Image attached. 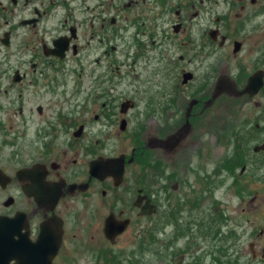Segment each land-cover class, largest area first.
Wrapping results in <instances>:
<instances>
[{
    "label": "flooded vegetation",
    "instance_id": "obj_1",
    "mask_svg": "<svg viewBox=\"0 0 264 264\" xmlns=\"http://www.w3.org/2000/svg\"><path fill=\"white\" fill-rule=\"evenodd\" d=\"M161 43L164 49L158 54L163 62L155 60L149 67L154 47ZM213 57L218 60L210 62ZM229 58L235 72L224 73L221 68ZM206 59L210 61L204 86L200 70ZM158 62L162 78L155 82ZM140 64L143 70L150 69L140 83L147 93L145 104L151 113L165 116L159 125L162 119L152 116L139 126L133 123L137 114L118 117L129 101L137 111L139 101L125 99L123 104L117 85L127 77L125 69L131 68L130 75L134 72L140 80ZM258 72L262 84L254 96L264 100V0H0V218L18 217L11 242L18 246L35 242L45 224L53 226L55 240L59 221V245L51 264L60 256L72 264V254L63 255L64 248L72 251L75 228L81 224L80 215L70 211L72 202H78L89 218L76 238L84 240L80 245L89 244L87 234L95 242L100 225L102 235L109 214L129 219V225L125 208L148 218L154 193L151 166L164 167L166 161L197 146L198 135L189 140L188 134L190 127H204L191 120L203 109L218 99L252 98L233 93ZM80 93L83 112L76 118L68 107ZM180 99L188 101L182 116L176 108ZM35 100L44 106H32ZM90 104L98 106L90 119L97 125L98 138L92 141L86 113ZM263 117L264 110L258 120ZM149 125L155 128L156 140L144 130ZM135 127L141 133H134ZM116 128L125 136L133 135L134 146L128 155L118 153L115 146L109 148L117 154L102 155L108 139L121 144L112 137ZM119 155L123 176L118 183L110 176L100 178V173L90 177V161ZM93 196H100L101 203L86 207ZM99 206L106 210L103 220L94 215ZM44 238L46 246L42 242L41 247L47 248L51 235Z\"/></svg>",
    "mask_w": 264,
    "mask_h": 264
},
{
    "label": "rangeland",
    "instance_id": "obj_2",
    "mask_svg": "<svg viewBox=\"0 0 264 264\" xmlns=\"http://www.w3.org/2000/svg\"><path fill=\"white\" fill-rule=\"evenodd\" d=\"M125 1L123 0V2ZM75 16L80 18L82 14L77 13ZM154 48V54L151 56L153 60L148 65L149 67L155 60L163 62L158 50L164 49V46L161 43L159 46L155 45ZM117 49H121V46L116 45ZM215 52L213 54L220 55V51ZM163 56L166 59L169 57L168 55ZM229 59L230 62L227 60L221 68L224 73L226 70L235 72L232 60ZM213 60L217 61L218 58L213 57L211 61L210 59L202 61L200 76L203 80L201 84L204 86L207 85L206 76H208L205 66ZM159 62L154 67L155 82L162 78ZM142 68L143 66L140 64V80L135 78L134 72L130 75L131 68L130 70L125 69L127 77L122 78L117 85V88L121 86V90L119 89L117 92L121 93L123 104L125 99L135 98L139 101L137 111L131 107V101H126L128 104L124 111L118 114V117L128 118L137 114L133 123L138 126L144 122L146 116H152V119L155 120L165 117L163 114L161 115V112L157 113L155 110L154 113H151L149 105L147 107L145 104L147 93L142 88L144 84L140 83H143V80L150 75V69L143 70ZM251 97L241 96L235 101L225 98L218 99L217 103L212 107L211 104L209 108L204 105L203 108L206 109H203L202 115L191 119L195 125L203 123L204 127H190L191 132L190 135L188 134L189 140L195 134L198 135L197 146L190 151L181 152L169 162L166 161L167 164L164 167L162 165L151 166L150 180L154 193L153 207L148 210L156 211L157 214L151 220L141 216L139 219L134 215V211L124 209L125 217L130 218L132 224L129 231L118 238L111 247L112 253L119 260L116 261V264L264 263L261 260L262 256L264 257V150H252L259 147L264 141V117L261 121L258 120L261 111L264 110V100L260 96ZM73 99L69 100L71 106L68 109L73 111L72 114H75L76 118H80L83 112L81 108L82 94H74ZM186 99L176 101L179 115L182 114V109L188 105ZM257 102L258 105L260 103V107L255 106ZM36 104L44 106L40 100H35L32 106ZM88 106L90 108L86 113H89L87 115L91 125L90 119L94 113H97L98 106L93 104ZM179 115L170 117L171 121L178 120ZM158 121L159 125L163 119ZM79 122V119L74 121L75 124ZM151 122L149 121L150 124ZM181 122H183L182 119L178 123ZM131 123L129 121L130 125ZM96 127L97 125L92 124L88 128L90 141L98 138L94 132ZM135 128L137 131L134 133H141L139 132L140 127ZM144 130L156 140L155 128L149 125ZM152 130L153 132H151ZM143 133L145 134V132ZM112 135V137H117L121 144L112 142V138L108 139L105 142L107 148L103 150L102 155L109 156L117 154V152H126L128 155L130 148L134 146L133 135L125 136L124 131H119L117 128ZM235 137L241 142L246 139L247 143L245 142L244 146L239 147V151L244 153L246 158L243 155L242 158L233 157ZM109 146H115L118 151L112 153ZM158 152L155 151V154L157 155ZM241 164L243 167H240ZM240 181L246 183L245 188L239 187ZM207 195H211L212 200L209 196L206 197ZM101 199L100 196L98 198L91 197L86 207L100 204ZM196 202L200 203L198 207H195ZM183 203H189L188 208H184ZM69 207L70 211L80 215L81 224H77L79 228H77L78 226L75 228V240L77 241H75L72 251L69 247L66 250L64 248L63 255L65 251H68L69 255L72 254V264H100L96 259L95 250L101 249V252L104 250L100 242L105 243L101 235V225L98 227L95 242L93 236L87 234L90 237L89 244L80 245V242L84 240H81V237L76 238L82 233L83 222L85 223V219L89 221V218L84 208H80L78 202H72ZM100 210L94 215H99L100 220H103L106 210L101 208ZM163 212L169 217L161 215ZM144 227L151 230L149 236L152 239L149 242L142 241L141 229ZM94 245L99 247H94ZM63 257H58L55 264H65Z\"/></svg>",
    "mask_w": 264,
    "mask_h": 264
},
{
    "label": "water",
    "instance_id": "obj_3",
    "mask_svg": "<svg viewBox=\"0 0 264 264\" xmlns=\"http://www.w3.org/2000/svg\"><path fill=\"white\" fill-rule=\"evenodd\" d=\"M260 86L261 73L258 72L248 78L244 88L237 94H247L248 96H252L256 94ZM263 148L264 142L260 146V149ZM256 149L257 148L254 150ZM122 170V156H119L118 158L96 159L89 162L90 176L97 177L98 173H100V178L103 176H110L115 183L120 181ZM57 198L58 194H55L52 199L53 204L56 203ZM109 219L110 217L107 218V221L105 222L103 233L105 238L111 240L114 235L118 234L125 228L127 221L124 220L116 222L115 224L113 222L109 223ZM17 221L18 217H15L14 219L0 218V264H9V261L11 260H13V264H50L59 245L60 222L57 221L58 230L55 240L52 238V233L54 231L53 226L50 227V225L45 224L43 229H41L40 238L38 237L35 243L18 246V244L11 242V234L13 233L14 225L15 227H18ZM46 235H51V238L48 247L43 248L41 245L42 242L44 244V236ZM44 245L46 246V243Z\"/></svg>",
    "mask_w": 264,
    "mask_h": 264
},
{
    "label": "trees",
    "instance_id": "obj_4",
    "mask_svg": "<svg viewBox=\"0 0 264 264\" xmlns=\"http://www.w3.org/2000/svg\"><path fill=\"white\" fill-rule=\"evenodd\" d=\"M237 158H239V157H237Z\"/></svg>",
    "mask_w": 264,
    "mask_h": 264
}]
</instances>
